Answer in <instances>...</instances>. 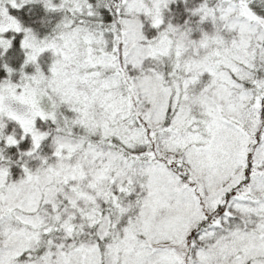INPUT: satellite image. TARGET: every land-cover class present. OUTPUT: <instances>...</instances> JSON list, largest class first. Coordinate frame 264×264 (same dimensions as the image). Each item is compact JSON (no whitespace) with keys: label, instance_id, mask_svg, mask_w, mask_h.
<instances>
[{"label":"snow or ice","instance_id":"snow-or-ice-1","mask_svg":"<svg viewBox=\"0 0 264 264\" xmlns=\"http://www.w3.org/2000/svg\"><path fill=\"white\" fill-rule=\"evenodd\" d=\"M0 264H264V0H0Z\"/></svg>","mask_w":264,"mask_h":264}]
</instances>
